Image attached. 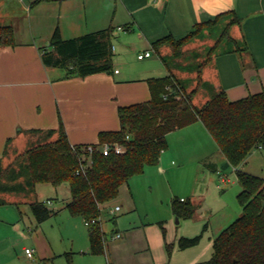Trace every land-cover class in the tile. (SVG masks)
<instances>
[{
  "label": "crops",
  "instance_id": "0c3cea01",
  "mask_svg": "<svg viewBox=\"0 0 264 264\" xmlns=\"http://www.w3.org/2000/svg\"><path fill=\"white\" fill-rule=\"evenodd\" d=\"M223 15L232 20L227 31L234 46L214 50L199 71L201 82L214 92L223 90L229 100L264 92V0H0V26L13 30V44L0 47L2 166L11 162L5 158L8 145L14 159L29 145L55 139L59 124L72 145L95 144L100 131L117 130V108L148 100L149 79L167 75L180 79L163 59L170 53L168 39H180ZM108 26L113 27L109 72L65 77L64 69L42 64L41 51L48 47L54 29L67 39ZM165 36L167 40L157 42ZM147 50L149 56L137 58ZM203 97L201 101L209 96ZM49 129L53 130L50 135ZM166 142L157 164L130 177L113 201L136 209L129 180L137 176L152 183L167 179L173 158L180 164L178 170L184 164L211 163L220 182L230 180L219 168L231 166L200 121L169 132ZM215 152L222 156L218 162L211 156ZM193 182L189 180L188 187ZM114 206L120 210L117 202ZM113 245L115 249L123 246ZM133 247H128L129 259L113 264H199L211 255L201 260L188 247L179 249L161 241L150 244L146 239ZM177 257L181 260L174 261Z\"/></svg>",
  "mask_w": 264,
  "mask_h": 264
},
{
  "label": "trees",
  "instance_id": "16d2710c",
  "mask_svg": "<svg viewBox=\"0 0 264 264\" xmlns=\"http://www.w3.org/2000/svg\"><path fill=\"white\" fill-rule=\"evenodd\" d=\"M198 28L180 39H168L174 55ZM112 38L111 26L67 39L56 28L48 47L41 51V62L44 66L64 69L65 77L109 72ZM11 44V26H0V47ZM197 80V87L203 85L210 93L200 107H195L191 100L197 87L187 93L182 82L171 75L149 79V99L118 107L119 128L100 131L95 144H70L59 124L54 140L27 146L4 167L0 162V192L31 191L38 183L52 186L66 183L70 199L65 208L70 215L88 222V252L104 254L102 207L116 198L119 188L130 177L142 173L145 166L157 164L167 147L169 132L200 121L228 166L235 169L240 185L236 198L241 212L213 237L210 257L199 264H264V179L238 169L253 149H264V92L229 100L223 90L214 92L208 83L201 82L199 75ZM52 132V129L46 131L48 135ZM104 143L117 145L121 151L115 153L111 149L102 154L100 147ZM207 166L216 170L211 163ZM0 204H4L1 199ZM29 206L37 222L52 212L41 201H32ZM170 208L177 218H189L195 206L189 199L181 201L173 197ZM198 237L181 236L176 241L177 247L195 245Z\"/></svg>",
  "mask_w": 264,
  "mask_h": 264
},
{
  "label": "rangeland",
  "instance_id": "374dc122",
  "mask_svg": "<svg viewBox=\"0 0 264 264\" xmlns=\"http://www.w3.org/2000/svg\"><path fill=\"white\" fill-rule=\"evenodd\" d=\"M231 22L230 17L223 15L215 22L199 27L179 46L177 55L170 51L171 47L168 48L170 53L163 59L178 71L181 76L178 80L182 82L185 92L197 87L198 71L208 63L214 50L234 46L227 31ZM236 44L240 45L239 42ZM203 96H210L209 89L200 85L191 97L192 101L197 102H193L195 107L205 102L201 101ZM52 140L43 139L41 142ZM10 149L11 144L7 146L5 158L12 161ZM211 156L216 162L219 157L222 159L221 154L216 152ZM168 164L171 174L167 179L152 183L145 177L137 176L129 180L136 209H130L120 201H112L102 207L100 221L105 232V256L88 252L83 219L70 215L65 208L70 199L66 183L58 187L38 183L31 191L0 192V199L4 201V204H0V264H100L97 261L113 264L114 261L129 259L128 247L145 239L150 244L161 241L171 245L174 243L177 247L176 240L181 236H199L197 243L188 248L199 253L201 260L207 259L213 237L241 212L236 198L240 185L235 172L231 167L225 170L219 168L231 181L222 183L216 170L207 166L209 163L184 164L182 170L177 169L180 164L175 158ZM238 169L264 179V149H253ZM191 179L194 182L188 187L187 182ZM1 182H4V178ZM189 188L193 191L189 192ZM180 196L191 200L196 206L189 218H176L171 211V198ZM46 199L52 202L47 206L52 212L48 218L37 222L29 204ZM115 202L120 205V210L110 213ZM116 233L120 236L113 238ZM113 243L125 246L115 249ZM25 247L32 249L31 258L24 254ZM175 260L181 259L177 257Z\"/></svg>",
  "mask_w": 264,
  "mask_h": 264
},
{
  "label": "built area",
  "instance_id": "2783aa9c",
  "mask_svg": "<svg viewBox=\"0 0 264 264\" xmlns=\"http://www.w3.org/2000/svg\"><path fill=\"white\" fill-rule=\"evenodd\" d=\"M117 29H118V30H122L123 28H122L121 26H118ZM149 55H150V50H147V51H144L143 53L137 55V58L141 59V58H143V57H147V56H149ZM114 72H117V70H114ZM111 149H113V151H114L115 153H118V152L121 151V149H120L119 146H117V145H111V144H108V143H104V144H102L101 147H100V151H101L102 154H107ZM180 200L182 201L183 198H180ZM41 202H42L43 204H45L46 206L52 204V202H51L49 199L41 200ZM118 209H119L118 206H114L113 209H111L110 212L117 211ZM90 222L93 223L94 220L91 219ZM87 223H88V222L84 221V224H85V225H86ZM119 236H120L119 233H116V234L114 235L113 238H117V237H119ZM23 251H24V254L26 255V257L31 258V257L33 256V251H32V249H30V248H28V247H25V248H23Z\"/></svg>",
  "mask_w": 264,
  "mask_h": 264
},
{
  "label": "water",
  "instance_id": "95a60500",
  "mask_svg": "<svg viewBox=\"0 0 264 264\" xmlns=\"http://www.w3.org/2000/svg\"><path fill=\"white\" fill-rule=\"evenodd\" d=\"M177 218V217H176Z\"/></svg>",
  "mask_w": 264,
  "mask_h": 264
}]
</instances>
